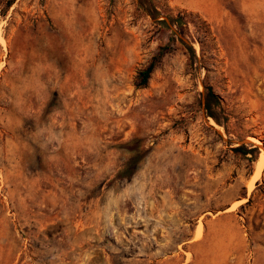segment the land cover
<instances>
[{
    "label": "rangeland",
    "instance_id": "obj_1",
    "mask_svg": "<svg viewBox=\"0 0 264 264\" xmlns=\"http://www.w3.org/2000/svg\"><path fill=\"white\" fill-rule=\"evenodd\" d=\"M262 154L264 0H0V264H264Z\"/></svg>",
    "mask_w": 264,
    "mask_h": 264
},
{
    "label": "trees",
    "instance_id": "obj_2",
    "mask_svg": "<svg viewBox=\"0 0 264 264\" xmlns=\"http://www.w3.org/2000/svg\"><path fill=\"white\" fill-rule=\"evenodd\" d=\"M12 4V1H9L7 3V7H9ZM139 7H143L142 3H138ZM148 8V9H147ZM145 8L148 14H151L153 18L156 19V23L163 25L166 24L164 19H159L157 20L158 17V11L152 6H149ZM170 20V24H166V28L169 29L170 34L168 36V41L161 45L157 52L152 56L151 60L149 63L139 71V78H140V86H145L147 84L148 78L150 77L151 73L155 69V67L161 62L162 58L164 55L170 51L171 44L175 41L178 40L180 43L183 44L184 47H186L188 51V64L192 66L195 61H196V54L195 50L192 46V44L187 43L185 41V37L190 38V42H192L194 39L197 40L200 43L201 48L205 47L208 45L212 38V33L210 30L209 25L206 23L205 20H200L197 23H193L195 26L194 33H190V28H189V23L192 22L190 19L187 17V15H177L176 17L168 16ZM173 27H176L173 29ZM207 91H206V99H205V104H204V110L206 116L211 117L216 123L220 124L221 119L219 115V109L221 108V103L220 100L218 99V96L214 93L212 88L209 85L205 86ZM228 114H227V121H228ZM235 151H239L241 154L244 156H247L248 154H252L255 152L257 149V146L254 147H247L244 143L239 144L235 147H231ZM249 158V157H248ZM131 168L129 171V174H131Z\"/></svg>",
    "mask_w": 264,
    "mask_h": 264
},
{
    "label": "bare ground",
    "instance_id": "obj_3",
    "mask_svg": "<svg viewBox=\"0 0 264 264\" xmlns=\"http://www.w3.org/2000/svg\"><path fill=\"white\" fill-rule=\"evenodd\" d=\"M263 167H264V154H262V156L258 160V164H257V169H256V172H255V176L260 175V173L263 170Z\"/></svg>",
    "mask_w": 264,
    "mask_h": 264
},
{
    "label": "water",
    "instance_id": "obj_4",
    "mask_svg": "<svg viewBox=\"0 0 264 264\" xmlns=\"http://www.w3.org/2000/svg\"><path fill=\"white\" fill-rule=\"evenodd\" d=\"M244 142H245V140H244Z\"/></svg>",
    "mask_w": 264,
    "mask_h": 264
}]
</instances>
